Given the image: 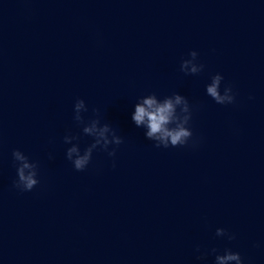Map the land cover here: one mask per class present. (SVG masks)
I'll use <instances>...</instances> for the list:
<instances>
[{"label": "water", "instance_id": "water-1", "mask_svg": "<svg viewBox=\"0 0 264 264\" xmlns=\"http://www.w3.org/2000/svg\"><path fill=\"white\" fill-rule=\"evenodd\" d=\"M215 74L234 103L206 94ZM174 92L192 138L155 147L134 105ZM77 98L123 139L83 171L63 142L92 143ZM14 149L38 165L31 191L13 187ZM225 248L264 264V0H0V264H214Z\"/></svg>", "mask_w": 264, "mask_h": 264}, {"label": "clouds", "instance_id": "clouds-1", "mask_svg": "<svg viewBox=\"0 0 264 264\" xmlns=\"http://www.w3.org/2000/svg\"><path fill=\"white\" fill-rule=\"evenodd\" d=\"M188 57L182 59L180 71L185 75H195L201 72L204 65L197 62L198 53L190 51ZM222 79L220 74L211 76V83L205 86L206 94L217 104H232L235 98L231 86H225L223 94H221ZM138 101L134 105L131 120L137 127L144 126L146 128L144 135L146 139L155 141V147L168 148L169 146L182 147L188 145L193 133L189 126L192 110L186 97L174 92L159 101L157 96L151 93L139 98ZM87 111L88 108L84 100L77 98L73 104V120L81 128L82 134L92 137V143L81 153L78 144L73 143V141L78 140L77 135L66 134L63 137L65 144H71V147L66 150V159L72 163L73 168L77 171L86 169L94 150H103L107 152L109 157H114L116 148L113 147L110 150L109 145L119 146L123 143L122 137L117 135L109 124H102L98 115L85 120L81 113ZM92 111L94 114L97 113L96 109ZM11 155L15 163L17 177L13 181V187L21 192L31 191L39 183L37 163L30 162L29 158L17 149H14ZM215 235L217 237L225 236L228 240L235 239L234 234L228 233L223 228H217ZM211 251L215 253L216 249L213 248ZM214 264H242V258L238 252L225 248L222 255H215Z\"/></svg>", "mask_w": 264, "mask_h": 264}]
</instances>
